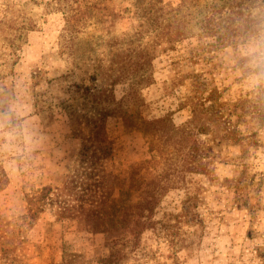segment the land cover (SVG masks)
I'll use <instances>...</instances> for the list:
<instances>
[{
	"label": "rangeland",
	"instance_id": "rangeland-1",
	"mask_svg": "<svg viewBox=\"0 0 264 264\" xmlns=\"http://www.w3.org/2000/svg\"><path fill=\"white\" fill-rule=\"evenodd\" d=\"M132 1L0 0V264H59L61 245L69 264H81L72 255L86 264H264V124L252 110L264 93L248 81L239 50L256 27L234 46L228 40L220 46L215 24H207L192 39L156 48L145 64L139 59L134 74L141 84L103 86L95 80L97 67L109 69L113 61L117 69L146 42ZM247 13L264 17V7ZM215 101L223 119L210 121L199 109ZM133 111L134 125L141 118L176 126L192 121L196 139L207 146L197 158L207 172L169 191L157 210L158 218L185 217L179 234L188 233L192 244L177 255L169 229H160L158 239L145 233L131 253L128 242L137 237L129 232L105 237L88 233L82 221L57 222L38 198L43 187L57 188L73 173L95 121L112 148L104 170L125 176L133 165L140 175L155 169L148 140L135 126L124 127ZM225 118L244 136L241 144L227 141V126L219 122ZM37 210L43 211L30 218Z\"/></svg>",
	"mask_w": 264,
	"mask_h": 264
},
{
	"label": "trees",
	"instance_id": "trees-1",
	"mask_svg": "<svg viewBox=\"0 0 264 264\" xmlns=\"http://www.w3.org/2000/svg\"><path fill=\"white\" fill-rule=\"evenodd\" d=\"M132 2L140 34L146 42L134 51L127 63L117 69L113 61L110 62L109 69L105 65L97 67L95 80L100 79L103 86L108 85L111 88L119 82L127 81L131 82L132 88L141 84V79L134 74L138 69L139 59L140 65L145 64L156 48L160 49L164 45L173 47L184 40L192 39L207 24H215L218 45L228 40L234 46L236 39L241 38V35L247 38L255 24L264 22L262 13L256 16L247 13L250 9L264 7V0H194L176 6L159 0ZM241 28L244 30L240 31ZM108 70L112 74H107ZM255 93H264V86L255 89ZM215 96L217 91L211 88L209 97ZM256 103L252 110H255L260 125H263L264 101ZM240 104V99L234 103L235 112ZM215 105L216 101L211 106L200 105L199 110L210 121L222 120L223 117ZM107 114L103 112L101 116ZM137 119L136 113L130 112L123 118L124 127L128 129L135 126L136 131L148 140L157 158L155 169L140 175L136 165H133L125 176L104 170L103 161L111 156L112 148L101 137L95 121L90 135L83 140L73 173L67 175L57 188L43 187L38 198L53 209L57 222L62 223L63 219L82 221L88 233L102 234L105 237L118 232H129L131 237H137L135 241L128 242L131 253L134 248L139 247V241L145 233L151 232L158 239L160 229H169L172 235L170 245L173 253L177 255L182 250L189 249L192 244H187L188 233L179 234L182 230L180 224L186 222L185 217L183 213L170 212L158 218L157 210L169 191L188 186L191 175L207 172L206 165L198 163L197 159L199 152L204 151L207 146L205 142L196 139L192 121L176 126L171 121H144L141 118L139 125L132 124ZM224 120L219 122L227 126V141L234 145L241 144L244 136L230 127L228 118ZM75 133L80 132L75 129ZM69 197L74 199L69 201L66 199ZM42 211L33 212L30 218L34 219ZM61 248L63 257L59 264H69L70 260L66 261L64 258L65 245H61ZM38 252L42 254L43 248L39 246ZM72 257L73 262L88 263L79 255ZM108 261L105 260L106 264ZM44 264L55 263L44 261Z\"/></svg>",
	"mask_w": 264,
	"mask_h": 264
},
{
	"label": "clouds",
	"instance_id": "clouds-1",
	"mask_svg": "<svg viewBox=\"0 0 264 264\" xmlns=\"http://www.w3.org/2000/svg\"><path fill=\"white\" fill-rule=\"evenodd\" d=\"M254 34L240 45V56L244 68L248 70L247 79L254 89L264 86V24L255 26Z\"/></svg>",
	"mask_w": 264,
	"mask_h": 264
}]
</instances>
